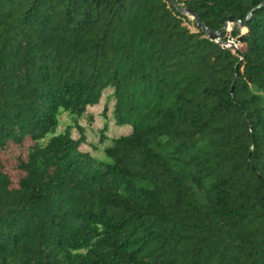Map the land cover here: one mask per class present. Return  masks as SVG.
I'll return each mask as SVG.
<instances>
[{"label": "trees", "instance_id": "trees-1", "mask_svg": "<svg viewBox=\"0 0 264 264\" xmlns=\"http://www.w3.org/2000/svg\"><path fill=\"white\" fill-rule=\"evenodd\" d=\"M173 1L0 0V264H264V0Z\"/></svg>", "mask_w": 264, "mask_h": 264}, {"label": "rangeland", "instance_id": "rangeland-1", "mask_svg": "<svg viewBox=\"0 0 264 264\" xmlns=\"http://www.w3.org/2000/svg\"><path fill=\"white\" fill-rule=\"evenodd\" d=\"M231 25H228L227 31H229ZM105 99V98H104ZM94 114H91L95 117L93 124H88V118L80 120L82 125H85L88 132V142L90 144L98 145V139L101 134V127L103 119L99 112H101V106L94 108ZM90 116V115H89ZM72 116L68 111L60 109L57 113L58 127L56 132L52 136H57L63 134L65 130L72 125ZM109 121V120H108ZM109 127V123H108ZM52 136H48L43 142L45 144ZM29 145V142H25L23 146H13L8 151H0V173H5L9 178L16 184L19 177L22 176V173L18 170V165L21 160H25L26 148Z\"/></svg>", "mask_w": 264, "mask_h": 264}, {"label": "water", "instance_id": "water-1", "mask_svg": "<svg viewBox=\"0 0 264 264\" xmlns=\"http://www.w3.org/2000/svg\"><path fill=\"white\" fill-rule=\"evenodd\" d=\"M167 1L170 2L174 7H176L177 10L180 11L181 13H184V14L190 16L195 21V23L197 24V26L199 28H201L202 31H204L206 33V35H208V37L211 38V39L218 40L220 38V35L223 32L227 31L228 25H231L233 23V19L232 18H229L228 23L224 24V27L221 28L220 31H218L217 33H215V32L209 31L206 28V26L200 21V19L193 12H191L188 9H179L177 7V5L174 3L173 0H167ZM241 25H243V23Z\"/></svg>", "mask_w": 264, "mask_h": 264}]
</instances>
